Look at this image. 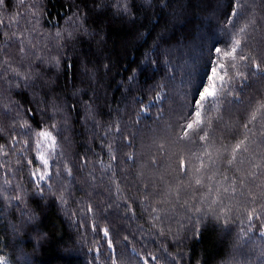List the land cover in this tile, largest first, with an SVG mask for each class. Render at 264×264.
Wrapping results in <instances>:
<instances>
[{
	"label": "snow or ice",
	"instance_id": "1",
	"mask_svg": "<svg viewBox=\"0 0 264 264\" xmlns=\"http://www.w3.org/2000/svg\"><path fill=\"white\" fill-rule=\"evenodd\" d=\"M213 2L226 8L222 33L225 39L215 40L201 74L191 85L190 94L185 93L184 103L179 106L181 111L178 121L181 122L175 124L171 133L165 128L164 136L153 140L152 146L157 152L163 151L165 156L173 157L174 167L172 164L166 165L164 174L159 176V182L163 184L169 172L171 180L155 195L151 182L141 186L145 189L142 194L146 201L142 210L139 204L133 207L129 203L130 200L135 203L133 197L123 198V216L132 220L137 214L140 217L147 214L148 227L145 229L141 226L137 232L124 234V248L118 249L116 242L121 239L123 229L117 231L112 217L102 215L109 209L120 208V203L116 201L124 192L119 180L113 179L117 173L112 162H116V168L120 167L118 150H114L113 145L105 141L102 150L106 152L108 161L97 156L96 163L100 171L107 174L106 177H97L95 168L88 173L91 178L90 187H95L97 180L101 183L107 180L110 185L107 191L115 200L103 207L94 206V202L83 198L76 200L73 190V185L77 183L76 176L91 163L86 156L81 157L79 154L72 160L67 151L71 147L66 135L70 131L67 109L75 108L76 105H68L66 109L40 97V92H44V96L50 98L52 89L44 83L39 72L45 66H51L57 71L61 69L63 49L75 38L73 26L76 31L88 33L85 16L79 11V4H73L76 11L69 13L67 19L71 20L75 16V20L68 28L57 29L51 36L57 54L42 56L41 49L37 48L32 39L19 31H12L13 24L19 23L18 14L8 15V23H5V16L12 9L13 3L12 0H0V121H11L10 127L13 129L5 139V130L0 127V211L7 207L13 215L17 212L21 214L22 223L32 224L39 216L29 203L30 197H38V203L44 205L51 200L70 220L79 217L77 231L87 226L91 232L102 236L104 246L109 250L106 264H126V252L129 250L135 254L137 264H161V260H165L166 264H182L183 255L169 252L170 242L179 248L187 235L202 238V232L217 225L226 228L235 223L244 238H250L248 234L252 232L264 237V139H255V133L264 137V97H252L247 103L242 99L248 95L246 88L250 85L246 82L250 77L258 76L264 80V52L249 54L248 37L256 26L255 19H249L245 12L249 0H228L226 5L220 4V0ZM151 3L152 0H142L141 6ZM17 4L22 5L32 17L30 31H36V26L40 24L38 14L43 9L41 0H33L31 5L28 0H17ZM92 6L97 12L108 10L126 18L132 17L133 9L136 8L133 0H111L110 3L92 0ZM12 47L17 49L19 63L14 62L15 58L4 59L5 50ZM149 63L155 64L157 61L150 60ZM138 66L139 61L128 65L123 77L128 87L119 83L118 90L132 94V89L139 84L140 76L146 73V69ZM63 67L67 72L73 68V64L65 58ZM104 67L107 69L108 65ZM6 74H10V78H6ZM170 86L171 80L168 85L158 83L151 89V99L144 95L136 98L138 111L134 114V123L153 119L151 114L157 106L159 114L156 119L160 122L168 119L162 113L165 111L164 106L173 102L165 91ZM45 88L48 90L44 91ZM26 92L31 93V103L36 105L35 108H25L12 99L13 94L24 97ZM79 92L76 89L72 95H79ZM232 107L244 109L240 126L244 129L243 138L237 141L236 136H233L232 143H225L217 136V132L224 123V115ZM85 111L88 114L86 118L94 122L95 128L98 123L97 113L91 104L85 106ZM37 114L41 117L39 121L36 120ZM212 114H215L214 118ZM110 133H119L120 139H125L123 130L116 124L104 134L107 136ZM237 135H240L239 130ZM253 144H258L259 149L253 148ZM173 145L181 150L173 152ZM127 146H132L131 140ZM127 159L136 160V156L129 152ZM156 163L155 159L151 160L152 165ZM156 172L160 173L159 167ZM226 172L231 175H225ZM181 193L187 198L182 197ZM169 203H179L185 208L183 219L172 222L173 214L166 207ZM101 218L109 226H103ZM81 239H84V234H81ZM137 241L140 243L139 249L134 246ZM149 244H155L166 255L157 256L147 250ZM90 250L96 254L94 259L104 258L100 248ZM261 255H264V250ZM130 260L128 258V264ZM0 264H12L3 248H0Z\"/></svg>",
	"mask_w": 264,
	"mask_h": 264
},
{
	"label": "trees",
	"instance_id": "2",
	"mask_svg": "<svg viewBox=\"0 0 264 264\" xmlns=\"http://www.w3.org/2000/svg\"><path fill=\"white\" fill-rule=\"evenodd\" d=\"M32 2L33 0H28L29 5ZM41 2L43 9L38 14L40 24L36 26V31H30L32 17L22 5L17 4V0H12L13 7L7 12L5 23H8V15L18 14L19 23L13 24L12 31L23 33L36 43L38 49H41L42 56L51 57L57 54L51 36L57 29L69 27L75 16L71 20L67 17L69 13L76 11L73 4H79V11L85 16L88 33L76 31L73 26L75 38L67 48L63 49L61 69L57 71L51 66H45L38 74L52 89L50 98L45 97L44 92H40V97L49 99L50 103L61 105L66 109L68 105H76L75 108L67 109L70 131L66 135L71 142V147L67 151L72 160H75L76 155L79 154L81 157L86 156L91 162L87 169H81L76 176L77 183L73 185L76 200L83 198L100 207L115 200L107 191L110 187L107 180L103 183L97 180L96 186L90 187L91 178L88 173L95 168L97 177H106L107 174L102 173L96 163L97 156L105 162L108 161L106 152L102 150L105 141L111 143L114 150H118L120 167L116 168V162H112L117 173L113 179L119 180L124 192L116 201L120 203V208L109 209L102 215L112 217L117 231L123 229L121 239L116 242V246L118 249L124 248L125 242L122 236L128 232H137L141 226L146 229L148 217L147 214L144 217L137 214L132 220L124 217L123 198L133 197L135 203L133 200L129 203H132L133 207L139 204L142 210L146 201L142 194L145 189L141 186L151 182L155 195L168 185V180H171L169 172L163 184L159 182V176L164 174L166 165L172 164L174 167V164L173 157L165 156L163 151H156L152 146L153 140L156 137L162 138L165 128L171 133L175 124L181 122L178 121L181 111L179 106L184 103L185 93L190 94L191 85L201 74L215 40L225 39L222 33L226 8L218 6L213 0H152L151 5L143 6H141L142 0H133L136 4L133 16L126 18L119 13L114 15L108 10L97 12L92 6V0H41ZM104 2L110 3L111 0ZM227 2L228 0H220L222 5H226ZM245 12L249 19L256 21L255 30H250L251 34L248 37L249 54L264 52V0H255V2L249 0ZM5 53L4 59L15 58L14 62H20L16 47L6 49ZM65 58L73 64V68L67 72L63 67ZM150 60H156L157 63L150 64ZM133 61H139L138 67L146 69V73L140 76L137 88H133L130 95L127 91L118 90L117 85L124 83L125 88L128 87L123 77L126 68ZM105 64L108 65L107 69L104 67ZM154 74L155 78H153ZM6 78H10V74H6ZM170 80L171 86L165 88V91L169 93L173 102L165 105V111L162 113L167 115L168 119L162 122L156 119L159 114V106H157L151 114L153 119L134 123V114L138 111L136 98L144 95L151 99V89L158 83L168 85ZM246 83L250 85L246 88L247 97H242L246 103L252 97L257 99L264 97V80L258 76L250 77ZM76 89L80 90L79 95L73 96L72 93ZM12 99L25 108L36 107L31 103L30 92H26L24 97L13 94ZM88 104H91L93 111L97 113L98 123L95 128H93L94 122L86 118L88 114L85 106ZM212 115L214 118L215 114ZM243 115V108H229L217 136L225 143H232L233 136H236L237 141L243 138L244 129L240 127ZM135 118L139 119V117ZM40 119V115L37 114L36 120ZM10 124L11 121L7 119L0 121V127L5 130V139L8 138L7 133L13 131ZM113 124L123 130L125 139L121 140L119 133H110L107 136L104 134ZM237 130L240 135H237ZM251 136L250 133V138ZM255 139L259 141L264 137L255 133ZM129 140L132 141L131 147L127 146ZM252 147L259 149L258 144H253ZM180 150L179 147L172 146L173 152ZM129 152L136 156V160L127 159ZM153 159L156 160V165L151 164ZM157 167L160 168V173L156 172ZM225 175L231 173L226 172ZM181 196L187 198L183 193ZM38 201V197L29 199L32 209L39 216V219L32 224L22 223L21 214L17 212L13 215L7 207L0 211V248H3L12 264H106L109 250L104 246L102 236L91 232L87 226L77 231L79 217L70 220L57 205L52 204L51 200L47 205ZM166 207L173 214V223L184 218L185 208L179 203H169ZM100 223L109 226L102 218ZM81 234H84L83 240ZM248 236L250 238H244L235 223L226 228L217 225L209 228L207 232H202V238L187 235L179 248L170 242L169 252L173 255H183L182 264H195V262L264 264V255H261L264 250V237H260L256 232L249 233ZM94 241L98 242L94 243ZM134 246L139 249V241ZM95 248H100L104 258L94 259L96 254L90 249ZM147 250L157 256L166 255L155 244H149ZM134 256L135 254L130 250L127 251L126 264L128 258H131L130 264H137ZM161 264H166V261L161 260Z\"/></svg>",
	"mask_w": 264,
	"mask_h": 264
}]
</instances>
